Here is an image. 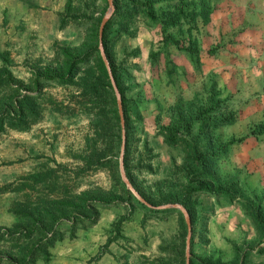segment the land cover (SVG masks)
Masks as SVG:
<instances>
[{
  "label": "rangeland",
  "instance_id": "obj_1",
  "mask_svg": "<svg viewBox=\"0 0 264 264\" xmlns=\"http://www.w3.org/2000/svg\"><path fill=\"white\" fill-rule=\"evenodd\" d=\"M111 1L117 6L110 32L117 37L109 44V56L132 106L134 185L156 199L153 207L177 200L189 208L188 258L264 264V129L257 128L264 121V85L246 79L249 65L232 50L239 41L234 33L244 31L243 12L225 0ZM145 1L160 21L165 14L180 13L178 23L163 27L148 19L137 6ZM200 1L203 21L196 15ZM66 3L0 0V54L10 61L6 68L12 79L10 90L0 89V105L12 100L8 115L14 117L18 100L28 95L37 112L23 130H0V232L19 229L17 209L89 191L96 223L58 219L46 247L48 260L38 257L34 264H177L179 255L185 256L182 215L140 205L121 178V145L117 152L103 139L96 143L97 153L109 149L110 161L84 163L79 156L86 153L93 118L79 86L42 83L48 73L61 72L60 50L80 56L91 25L108 10L107 0H70L69 9ZM168 36L183 49L195 41L197 56L164 42ZM83 70H76L75 80ZM173 128L179 140L168 146L164 140ZM193 150L208 158L201 164ZM139 158L143 168L136 165ZM38 172L48 177L41 183L24 181ZM117 177L135 200L126 197ZM24 243L0 240V255L11 260L5 264L20 263L17 250Z\"/></svg>",
  "mask_w": 264,
  "mask_h": 264
},
{
  "label": "trees",
  "instance_id": "obj_2",
  "mask_svg": "<svg viewBox=\"0 0 264 264\" xmlns=\"http://www.w3.org/2000/svg\"><path fill=\"white\" fill-rule=\"evenodd\" d=\"M105 1V0H103ZM203 1H200V13L196 15L204 20V8ZM113 7L117 6L112 2ZM132 4H136L132 1ZM142 9L145 17L152 21H157L163 24V27L175 26L179 21L180 13L173 12L165 14L162 21L154 14L152 6L149 1H145L141 4H137ZM71 7L70 0H67L66 9ZM114 10L111 16L114 15ZM119 13V12H118ZM190 16V15H189ZM192 17V15H191ZM190 17V18H191ZM112 17H110L104 24L101 32V46L103 53L108 62L111 76L113 78L115 87L120 96V105L123 117V154H122V166L124 170L125 177L132 189L150 206H157L158 202L156 199H152L142 193L137 186L134 185L132 180L131 170L129 169V162L131 161V121L129 118V110L132 108L131 104L125 98V88L121 82L120 76L121 72L113 65V62L109 56V44L111 41L117 37L116 33L110 32ZM101 21V17H98L93 26L91 25L88 33L85 35L86 42L80 49L79 57L72 58L67 50L63 49L59 51V54L64 58V62L60 73H48L44 78L42 83H55L59 86H70L77 84L84 97V103L86 104V110L89 112L93 118L92 123V135L86 136V153L80 155L79 158L85 163H90L91 160L95 159L96 162L101 159H107L110 161L112 156L109 155V149L103 150L102 153H97L99 150L96 147V143L102 141L103 139L107 141V144L111 148L118 152L121 145V127L120 120L117 111L116 98L114 91L111 87L108 75L106 73L105 67L101 60L99 50H98V28ZM64 24V19L61 21V25ZM164 42H168L173 45L177 50H183L189 53L190 56H197V49L195 46V41H190L189 45L184 49L181 47L179 41L172 36L164 38ZM58 52V50H56ZM0 60L3 62L5 67L0 68V89L10 90L11 89V75L9 74L6 66H10V61L6 54H0ZM89 60L92 63L89 64ZM85 62L87 67L82 65ZM82 68L83 73L78 76L75 80L77 73L76 70ZM37 85V84H36ZM35 98V96H34ZM18 105L15 110V116L11 117L8 113L11 109H14V103L12 100L8 101V104L4 107L0 105V130L3 126L14 130H23L27 128L30 122L35 121L36 116V105L32 97L28 95H23L18 100ZM14 111V110H13ZM216 124V121L214 122ZM258 130L264 129V121L258 125ZM189 123L184 124V130L188 131ZM178 129L172 130L173 133L165 137L164 143L168 146H175L178 142L177 131ZM144 145H147L144 143ZM97 153V155H95ZM193 156L195 160H198L201 164L207 159V153H199L193 150ZM211 157V156H210ZM114 160V159H113ZM114 162V161H113ZM116 165V161H115ZM137 166L143 168L144 164H141V158L138 159ZM149 167V165H147ZM147 168V167H146ZM48 177L46 172H38L27 175L24 177V181L32 183H41L44 179ZM117 182L123 188L126 197L134 199L129 190H127L117 177ZM41 198V197H40ZM135 200V199H134ZM91 194L89 191H81L78 194L67 197L60 198H44L41 202L35 203L31 208H21L17 209L14 214L17 218L19 229L14 231L8 229L4 232H0V240L6 242L19 243L20 241L24 243L25 247H18L19 257L16 259L20 260L19 264H34L38 257H41L43 261H47L49 258L46 247L51 244V238L54 234V224L60 218H72L84 223L86 226H92L96 223L98 219V213L96 209L92 206ZM174 203H178L184 207L187 212L191 225L192 214L189 208L183 204L181 201L172 200ZM140 205L147 211H160V212H179L178 210L163 209L155 210L145 206L143 203ZM181 214V213H180ZM182 215V214H181ZM183 217V216H182ZM184 219H180V229L181 231H186ZM73 222V221H72ZM186 238V234H185ZM49 244V245H48ZM176 261V260H175ZM6 262H11L8 257H3L0 255V264H5ZM177 264H185L184 258L179 255L177 259ZM188 264H208L206 262H198L195 258H188ZM214 264H220L219 261H215ZM230 264H237L235 261Z\"/></svg>",
  "mask_w": 264,
  "mask_h": 264
},
{
  "label": "crops",
  "instance_id": "obj_3",
  "mask_svg": "<svg viewBox=\"0 0 264 264\" xmlns=\"http://www.w3.org/2000/svg\"><path fill=\"white\" fill-rule=\"evenodd\" d=\"M236 11H242L244 31L234 33L239 40L232 50L240 54V62L249 65L248 78L254 86L264 85V0H225Z\"/></svg>",
  "mask_w": 264,
  "mask_h": 264
},
{
  "label": "water",
  "instance_id": "obj_4",
  "mask_svg": "<svg viewBox=\"0 0 264 264\" xmlns=\"http://www.w3.org/2000/svg\"><path fill=\"white\" fill-rule=\"evenodd\" d=\"M107 3H108V10H107L106 14L102 17V19L100 21V24H99V28H98V50H99V54H100L101 60L103 62V65L105 67L106 73L108 75L111 87H112V89L114 91L115 98H116L117 111H118V116H119V120H120V127H121V150H122L123 142H124V133H123V117H122L120 99H119V95H118L117 89L115 87L113 78L111 76V72H110V68H109L108 62L106 60V57H105V55L103 53L102 46H101V32H102V28H103L104 24L106 23V21L111 16V14L113 13V10H114L112 1L111 0H107ZM120 171H121V178H122V181L125 184V186L145 206H147L149 208H152V209H155V210L171 209V210L180 211V213L183 216V219H184V222H185V225H186V231H187L186 238H185V264H188V248H189V238H190V220H189V216H188L187 212L185 211V209L179 204H170V205L159 206V207L150 206L132 189V187L129 184V182L127 181L126 177L123 175L121 167H120Z\"/></svg>",
  "mask_w": 264,
  "mask_h": 264
}]
</instances>
